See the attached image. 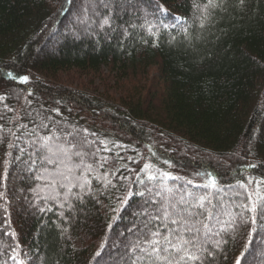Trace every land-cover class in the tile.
Masks as SVG:
<instances>
[{
	"label": "trees",
	"instance_id": "obj_1",
	"mask_svg": "<svg viewBox=\"0 0 264 264\" xmlns=\"http://www.w3.org/2000/svg\"><path fill=\"white\" fill-rule=\"evenodd\" d=\"M204 3L0 0V264H131L130 243L156 208L139 192L159 199L163 186L216 205L212 232L201 233L210 264H264L259 205L255 225L239 207L264 196V0H225L201 28L194 5ZM104 68L118 99L60 83ZM29 75L36 81L22 82ZM53 131L92 153L82 201L49 183L57 169L37 149ZM212 178L222 191L198 187Z\"/></svg>",
	"mask_w": 264,
	"mask_h": 264
},
{
	"label": "snow or ice",
	"instance_id": "obj_2",
	"mask_svg": "<svg viewBox=\"0 0 264 264\" xmlns=\"http://www.w3.org/2000/svg\"><path fill=\"white\" fill-rule=\"evenodd\" d=\"M224 2L225 0H206L203 5H194L199 11L198 19L201 28L211 19L212 10L220 8ZM239 2L241 5L244 4V0H239ZM103 23L108 25V19H105ZM149 31H151V28H149ZM9 76H11V73H9ZM12 78L15 79V77ZM21 80L26 83L28 77H22ZM44 127L47 126L44 125ZM53 137H56V140L60 139L54 131L50 135L40 136L41 144L37 149V151L45 153L41 156L42 162L53 165L57 169L51 174L49 183L54 186V190L55 186L58 185L61 189H67V195H74L82 201L83 196L80 193L87 194L90 192L91 180L88 176L94 171L91 164L84 163V156L92 153L73 152V149L76 148L74 143L65 147L62 143H56ZM11 146L10 144L9 147ZM73 156L79 158V163L74 162ZM61 165L64 170H60ZM100 166L103 167V163ZM150 168V165H145L144 171L147 173V179L155 181L157 176L151 174ZM47 171L48 169L45 168V172ZM78 172L83 174L76 175ZM162 176L169 177V174L163 173ZM37 179H40V177H37ZM96 179L99 180L100 177L97 176ZM104 179L105 186L111 183V180H108L107 177ZM65 181L68 182L65 183ZM140 182L143 183V181ZM187 183L191 184L192 181ZM259 183L257 181V185ZM240 186L242 188L246 187L243 184ZM198 187H211L217 192L223 190L217 187L215 178L211 179L210 184ZM73 188H78L79 192L73 193ZM152 191L151 187H146L144 191L139 192L141 196H144L145 192L149 193L150 198L146 200V203L156 205V208L154 214L152 212L145 213L150 219L144 222V230L137 236V239L130 243L131 264H210V259H214V255L206 246L208 243L207 239H202L201 237V233L206 236L212 232L208 222L213 219V209L216 205L212 203L209 196L207 194H196L193 196L192 193H188V196L192 197V199H186L183 195L174 198V190L163 186L160 191L154 194L155 197H159V199H155L151 198ZM67 195L65 197L66 200ZM256 195L258 197L257 200L239 205L243 210L252 214L249 220L253 225L256 224L258 205L261 218L264 219V196H261L259 192ZM128 198L129 194H126L125 197L121 198V203H126ZM248 199L252 200L251 193L248 194ZM60 206L64 207L63 204ZM68 207L71 210L72 206L70 203ZM116 211H119V209H116ZM157 221L159 223H156ZM224 223L230 222L225 221ZM227 230L222 229V231ZM219 244L220 241H217L214 247H219ZM236 264H240L239 259H237Z\"/></svg>",
	"mask_w": 264,
	"mask_h": 264
},
{
	"label": "rangeland",
	"instance_id": "obj_3",
	"mask_svg": "<svg viewBox=\"0 0 264 264\" xmlns=\"http://www.w3.org/2000/svg\"><path fill=\"white\" fill-rule=\"evenodd\" d=\"M87 15V14H86ZM79 16V15H77ZM65 28H71L72 22H68L65 24ZM86 26V24H85ZM87 28V27H86ZM81 34L85 33L87 34L86 29L84 30V27L81 28ZM54 38H51L47 43L44 44L46 49L51 50L53 48V45L55 44ZM102 77H88V76H82V75H74V73H65L62 76V80L60 83H62L65 87H73V88H81L83 91H86L92 96H114V99L119 98V91L117 90V80L114 76V74L110 73L108 68H104ZM157 69L153 68V70L150 73L149 82H151L153 79L159 77L157 74ZM37 79L36 75H29L28 81L35 82Z\"/></svg>",
	"mask_w": 264,
	"mask_h": 264
}]
</instances>
